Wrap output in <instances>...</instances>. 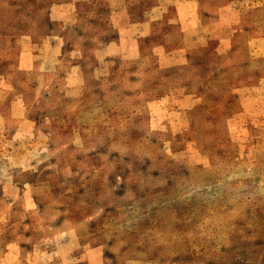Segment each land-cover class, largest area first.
<instances>
[{
    "label": "rangeland",
    "instance_id": "374dc122",
    "mask_svg": "<svg viewBox=\"0 0 264 264\" xmlns=\"http://www.w3.org/2000/svg\"><path fill=\"white\" fill-rule=\"evenodd\" d=\"M0 264H264V0H0Z\"/></svg>",
    "mask_w": 264,
    "mask_h": 264
}]
</instances>
